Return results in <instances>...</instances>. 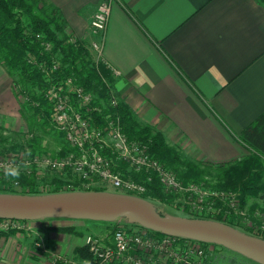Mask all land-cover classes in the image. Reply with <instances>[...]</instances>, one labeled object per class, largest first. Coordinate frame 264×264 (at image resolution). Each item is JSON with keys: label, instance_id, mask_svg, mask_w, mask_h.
Listing matches in <instances>:
<instances>
[{"label": "crops", "instance_id": "crops-1", "mask_svg": "<svg viewBox=\"0 0 264 264\" xmlns=\"http://www.w3.org/2000/svg\"><path fill=\"white\" fill-rule=\"evenodd\" d=\"M45 1L60 10L74 39L86 47L96 39L90 21L103 0ZM103 58L120 72H112V87L138 119L188 157L223 163L251 153L239 135L264 112L260 1L113 0ZM20 108L14 78L0 61V121L13 123ZM104 222L100 234L111 226ZM63 228L71 227L41 218L0 234V264L46 258L38 240L48 253L74 256L87 233L74 238Z\"/></svg>", "mask_w": 264, "mask_h": 264}, {"label": "trees", "instance_id": "trees-1", "mask_svg": "<svg viewBox=\"0 0 264 264\" xmlns=\"http://www.w3.org/2000/svg\"><path fill=\"white\" fill-rule=\"evenodd\" d=\"M258 1L264 4V0ZM65 29L66 24L60 10L45 0H0V61L6 65L18 91L27 97L33 114L39 116L43 124L64 135L54 126L53 104L47 92L66 77L72 76L94 96L91 106L99 109L93 108L86 115L95 124L103 125L107 118L118 119L129 138L145 142L150 153L173 170L184 184L197 181L205 174H213L211 165L215 163L204 165L185 157L178 146L167 141L162 131L141 122L133 107L114 91L112 84L115 79L110 67L103 61H95L85 44L74 39ZM56 53L61 55L62 64L54 68ZM239 138L251 153L243 158L216 163L215 176L220 187L238 191L237 198L242 207L250 197H258L263 203L261 209L264 212V112L240 133ZM4 139L6 138L1 137V140ZM25 144L31 147L32 156L43 153L41 138L38 136H32ZM25 144L13 145L16 148ZM70 150V146H64L60 154ZM120 167L126 175L146 183L147 190L142 194L143 197L152 195L163 202L167 201L164 187L156 173H152V179L148 181V174L144 171H130L124 165ZM26 174L22 172L19 178V183L24 186L33 182V178ZM60 191H67L61 180L52 192ZM21 193L40 194L32 188L29 192ZM183 209L187 211L189 206L186 205ZM229 224L236 225L231 222ZM261 237L264 238V235ZM212 245L224 247L214 243ZM76 253L82 257L87 256L84 246L76 248Z\"/></svg>", "mask_w": 264, "mask_h": 264}, {"label": "built area", "instance_id": "built-area-1", "mask_svg": "<svg viewBox=\"0 0 264 264\" xmlns=\"http://www.w3.org/2000/svg\"><path fill=\"white\" fill-rule=\"evenodd\" d=\"M112 2L113 0H103L97 5L90 21L91 31L96 39L87 47L95 55V61H103L108 66L103 58V47ZM53 62L54 68H57L59 64L55 60ZM111 69L116 75L120 73L113 67ZM47 96L53 104L54 126L64 134L72 150L54 157L36 154L25 158L24 164L27 167L23 172L29 174L31 167L36 164L54 170L70 169L80 182V186L73 190H90L91 188H83L81 184L94 185L98 182L103 186L102 190L139 196L146 192V183L126 175L120 165L126 166L130 171H144L148 174V181L152 179V173H156L164 190L183 196L181 208L189 206V210L183 209L185 212L197 213L205 218L208 213L214 212L213 208L210 210L205 206L209 203L211 205L207 197L214 195L224 198L227 195L223 192H209L205 196V191L194 183L184 184L173 170L150 153L145 142L129 138L123 132L118 119L107 118L103 125L95 124L86 115L93 108L99 109L91 106L94 96L72 76L52 86ZM6 159L9 160L2 161L6 166H14L19 165V160L24 158L11 154ZM4 168L0 165V171ZM15 184L20 185L19 181ZM28 223L29 220L25 219L0 218V233L28 229ZM37 245L42 246L40 241ZM83 245L87 256L76 260L56 254L49 264H205L204 259L207 258L212 244L176 235L159 234L137 223L119 221L111 225L104 234L87 233Z\"/></svg>", "mask_w": 264, "mask_h": 264}, {"label": "rangeland", "instance_id": "rangeland-1", "mask_svg": "<svg viewBox=\"0 0 264 264\" xmlns=\"http://www.w3.org/2000/svg\"><path fill=\"white\" fill-rule=\"evenodd\" d=\"M90 54L92 58H95L94 54H92L91 52ZM54 60L59 65L62 64L60 54L56 53L54 55ZM17 93L21 108L20 114H18L16 121H14L13 123L0 121V165L6 167V163H3L2 161L9 160L6 159L7 156L16 154L17 158H24L19 160V165H21L20 174H22L25 169V167L23 166L25 158H30L32 156L31 147L25 144L32 136H38L39 138H41L43 147L42 154L51 155L53 157L56 155H63L60 154L61 150L64 146L68 148L69 144L64 135L62 136L58 131H56L54 128H50L47 124H43L39 116L33 114V109L30 107V104L27 101L28 99L24 94L20 93L18 89ZM1 137H4L6 139L1 140ZM20 143L25 144V146H18L14 148L13 144ZM185 157L188 156L186 155ZM188 158L199 163L202 162V164L204 165L214 163L201 158ZM31 164L29 165L30 167ZM215 164L211 165L212 170L214 171L213 174H205L197 181H190V183H194V185L198 186L201 190H204L205 196L209 192H223L227 194L224 198L216 197L214 195L207 197V201L211 202V205L209 203V205L205 206L207 208H210V210L213 208L214 212L208 213L209 217L206 218L216 219L227 223H235V226L238 229L246 233L259 236L264 235V212L261 209L263 204L262 201L258 197H250L245 206L242 207L241 202L236 198L239 196L238 191H235L232 188H223L219 186V181L215 176ZM27 176L29 178H33V182H30L25 186L20 183V185L17 186L15 182L5 181L3 179V171H0V192L18 191L21 193L23 191L29 192L32 188L33 190L35 189L36 191L40 192V194L51 193L52 190L56 189L59 180H61L63 188L67 190L77 189L80 186V182H78L76 175L70 169L54 170L45 166L40 167L38 166V164H36L31 167V172ZM81 186L83 188L103 189V186H101V184L98 182H96L94 185L81 184ZM163 191L167 196V201L165 202L159 200L156 197H153L152 195H146L145 198L153 201L158 209L164 213L199 217L197 213L185 212L181 208L184 200L182 195L166 190ZM214 217H218L220 219ZM48 219L58 224V227L73 228V230L69 231V233L71 232V235L74 238H81L85 233H98L99 231H102L100 224L106 223L104 221L91 219H69L62 217H53ZM119 221L128 223L127 219L120 218L117 221L110 222L109 224L115 225ZM60 224H64V226H60ZM10 232L11 231L4 232V234ZM38 248H40L39 250L41 252V254L39 255H45L47 257H31L34 258V261L31 260L32 264H49L56 254H61L56 252L48 253L46 252V248L44 249L40 246H38ZM209 248L210 251L208 252V256L206 259H204L205 264H250V262H253L250 261L249 258L226 247L211 245ZM72 257L76 260L80 259L78 253H76ZM253 264H255V262H253Z\"/></svg>", "mask_w": 264, "mask_h": 264}, {"label": "water", "instance_id": "water-1", "mask_svg": "<svg viewBox=\"0 0 264 264\" xmlns=\"http://www.w3.org/2000/svg\"><path fill=\"white\" fill-rule=\"evenodd\" d=\"M127 219L163 234L222 245L264 264V238L246 233L227 222L161 212L139 195L110 190H67L45 194L0 192V218Z\"/></svg>", "mask_w": 264, "mask_h": 264}, {"label": "clouds", "instance_id": "clouds-1", "mask_svg": "<svg viewBox=\"0 0 264 264\" xmlns=\"http://www.w3.org/2000/svg\"><path fill=\"white\" fill-rule=\"evenodd\" d=\"M23 166L27 167V164H24ZM20 168L21 165L6 166L3 170V179L5 181L18 182L20 178Z\"/></svg>", "mask_w": 264, "mask_h": 264}, {"label": "flooded vegetation", "instance_id": "flooded-vegetation-1", "mask_svg": "<svg viewBox=\"0 0 264 264\" xmlns=\"http://www.w3.org/2000/svg\"><path fill=\"white\" fill-rule=\"evenodd\" d=\"M30 221V220H29Z\"/></svg>", "mask_w": 264, "mask_h": 264}]
</instances>
